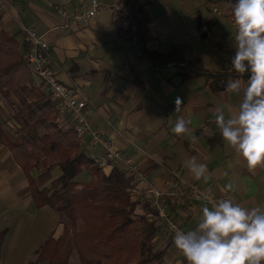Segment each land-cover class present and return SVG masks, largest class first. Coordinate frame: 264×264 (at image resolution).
<instances>
[{
    "label": "crops",
    "instance_id": "0c3cea01",
    "mask_svg": "<svg viewBox=\"0 0 264 264\" xmlns=\"http://www.w3.org/2000/svg\"><path fill=\"white\" fill-rule=\"evenodd\" d=\"M2 1L0 30L14 36L22 48L28 41L24 29L35 27L37 35L48 44V57L59 80L87 101L92 126L115 142L121 160L111 164L108 173L117 166L128 170L125 161L129 159L136 165V174L126 175H133V187L138 191L133 193V199L140 202L137 214L144 213L147 183L164 189L170 179L181 187L213 184L218 194L228 195L234 203L248 208L264 206V169L249 171L223 138L211 142L219 132L216 109L225 108L227 118L238 110L242 97L227 92V81L215 92L206 78L183 80L177 67L159 68L134 51L114 24L117 11L125 8L124 0H97L101 11L88 25L65 19L55 7H63L72 16L79 6L88 8L92 0ZM148 1L142 15L150 34L147 49L169 52L185 43L192 56L204 61L207 71H226L222 54H228L231 61L236 52L226 0ZM242 79L243 88L246 80ZM177 97L183 101L179 113L175 112ZM64 116L67 114L59 112V123L69 124ZM179 117L190 121L189 134L172 132ZM193 135L199 138L195 142ZM81 144L89 158L103 155L101 148L86 149L85 142ZM192 157L207 165V181L196 180L185 166ZM41 173L31 170L30 176L37 178ZM52 176V181L58 179L60 169L55 168ZM78 178L83 186L92 179L86 170ZM229 182L236 186L232 192L225 191ZM203 206L211 209L210 205L195 202L174 207L170 215L186 232L197 227ZM64 228L57 211L35 206L29 178L0 140V232L7 231L1 264H40L37 251L49 238H60ZM153 245H157L155 250L168 246L164 264H183L186 260L163 229Z\"/></svg>",
    "mask_w": 264,
    "mask_h": 264
},
{
    "label": "trees",
    "instance_id": "16d2710c",
    "mask_svg": "<svg viewBox=\"0 0 264 264\" xmlns=\"http://www.w3.org/2000/svg\"><path fill=\"white\" fill-rule=\"evenodd\" d=\"M123 2L125 8L117 11L114 21L119 36L157 67H177L183 80L204 77L215 92L223 88L229 77H238L239 74L233 72L207 71L204 61L192 56L185 43L174 46L169 52L147 49L150 34L142 15L149 1ZM29 48V41L21 48L14 36L0 30V94L6 99L12 94L21 106L15 113L19 124L16 139H8L0 125V140L29 178L35 206L57 211L73 226L72 230L65 226L60 238H49L37 251V261L69 264L75 251L81 264H164L168 246L155 250L153 245L163 229V222L147 219L148 202L143 204L145 214L136 213L140 202L133 199V179L126 175L127 170L117 166L106 175L89 158L74 129L64 130L59 126L55 105L34 86L26 64ZM243 78L247 80L249 76L243 75ZM38 128L43 133L39 134ZM221 139L218 132L211 142L218 143ZM55 168L60 169L61 176L52 181ZM35 169L42 173L32 178L30 172ZM83 170L92 177L85 188L98 185L99 200L87 199L77 192V178ZM49 181L51 187L47 186ZM6 234V230L0 232V264Z\"/></svg>",
    "mask_w": 264,
    "mask_h": 264
},
{
    "label": "clouds",
    "instance_id": "9594fccd",
    "mask_svg": "<svg viewBox=\"0 0 264 264\" xmlns=\"http://www.w3.org/2000/svg\"><path fill=\"white\" fill-rule=\"evenodd\" d=\"M231 9L236 34V52L231 59L227 92L241 96L238 110L225 116L218 107L215 122L220 135L244 162L249 171L264 169V0H226ZM250 73L242 88L243 74ZM182 99L175 100V112H181ZM190 121L179 117L172 132L189 134ZM195 142L199 138L193 135ZM185 166L196 180L209 178V169L195 157ZM235 185H225L232 192ZM195 229L176 230L173 242L188 264H264V206L251 208L221 198L211 201V209L203 206Z\"/></svg>",
    "mask_w": 264,
    "mask_h": 264
},
{
    "label": "built area",
    "instance_id": "2783aa9c",
    "mask_svg": "<svg viewBox=\"0 0 264 264\" xmlns=\"http://www.w3.org/2000/svg\"><path fill=\"white\" fill-rule=\"evenodd\" d=\"M2 7L3 1L0 0V13ZM55 9L67 20L88 25L95 21L101 11V6L97 0H92L88 8L81 5L72 16L61 6H56ZM227 9L228 19L233 32L236 34L232 11L229 7ZM213 11L221 14L217 8H214ZM24 30L30 44L26 64L32 74L34 86L44 92L46 98L55 105L58 112L67 114L71 128L74 129L78 139L85 142L86 149L101 148L103 150L102 156H92L91 158L98 167L103 170L108 169L111 163L121 160L120 151L116 148L115 142L92 126L87 101L79 98L74 88L64 85L59 80L48 57V44L37 35L36 28L29 27ZM222 60L226 71L229 72L232 66L229 55L223 53ZM125 163L129 166L126 174L137 172L138 169L131 159L126 160ZM131 192L138 193L137 188L133 187ZM144 194L145 201L148 202L150 209L147 219L150 222H163L164 233L172 241L176 230L184 231L180 223L171 218L170 212L174 207H181L195 202L211 206L213 200L230 199L228 195L218 194L213 184L205 187L196 184L181 187L174 179H170L164 189H158L153 183L149 182L144 189Z\"/></svg>",
    "mask_w": 264,
    "mask_h": 264
},
{
    "label": "rangeland",
    "instance_id": "374dc122",
    "mask_svg": "<svg viewBox=\"0 0 264 264\" xmlns=\"http://www.w3.org/2000/svg\"><path fill=\"white\" fill-rule=\"evenodd\" d=\"M228 10V9H227ZM228 16V15H227ZM246 74V73H245ZM243 74V75H245ZM0 83H2V78L0 76ZM36 87V86H35ZM48 100V99H46ZM49 101V100H48ZM50 102V101H49ZM20 104L18 102V100L12 95H9V99L4 98L1 94H0V125L2 127V130L4 131V134L6 135V137L8 139L11 140H15L16 139V133L19 129V124L18 122L15 120V113L20 109ZM56 109V107H55ZM56 112L59 114V112L56 110ZM66 121H69L68 116H64ZM58 120V121H57ZM56 120V122L59 124V126L64 129V130H69L71 129L70 124H66L63 125L62 123L60 124V118L58 117ZM38 133L41 134L43 133V130L41 128L37 129ZM78 138V137H77ZM93 160V159H92ZM115 163V162H113ZM113 163H111L113 165ZM110 164V165H111ZM111 167V166H110ZM100 168V167H99ZM106 175H109L110 173H108L107 170H103L102 168H100ZM77 181L79 182L78 187L76 188L77 192L84 196L87 199H95V200H99V198L101 197V191L98 187V185L93 186L92 188H85L86 186H83V182L81 180H79V178H77ZM50 184V185H49ZM48 187H51V183L50 181L47 183ZM81 186H83V188H81ZM134 186V184H133ZM85 188V189H84ZM143 205V204H142ZM139 212V210H138ZM145 212V211H144ZM140 213V212H139ZM145 213H142V215ZM148 214V213H147ZM140 215V214H138ZM147 216V215H146ZM62 223L67 226V228H69L70 230L73 229V226L71 224V222L65 218L62 217ZM81 221L78 220L77 224H80ZM78 226V225H76ZM62 228V227H61ZM59 233V232H58ZM48 241V240H47ZM46 241V242H47ZM45 242V243H46ZM44 243V244H45ZM43 244V245H44ZM42 245V246H43ZM157 245H154V248H156ZM183 258V257H182ZM47 260H45L44 262H41L40 264H46ZM69 264H80L78 257L76 255L75 252H73L72 257L70 258Z\"/></svg>",
    "mask_w": 264,
    "mask_h": 264
},
{
    "label": "water",
    "instance_id": "95a60500",
    "mask_svg": "<svg viewBox=\"0 0 264 264\" xmlns=\"http://www.w3.org/2000/svg\"><path fill=\"white\" fill-rule=\"evenodd\" d=\"M249 76V75H248Z\"/></svg>",
    "mask_w": 264,
    "mask_h": 264
}]
</instances>
